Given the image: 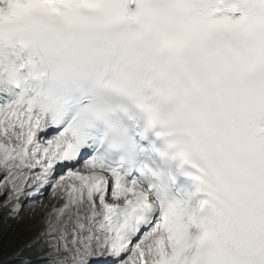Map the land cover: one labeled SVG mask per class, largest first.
Wrapping results in <instances>:
<instances>
[{"label":"bare ground","instance_id":"6f19581e","mask_svg":"<svg viewBox=\"0 0 264 264\" xmlns=\"http://www.w3.org/2000/svg\"><path fill=\"white\" fill-rule=\"evenodd\" d=\"M20 139L21 130L14 122H7L0 128V161L12 163L9 175L10 177L16 176V181L22 185L25 182V178L22 177L27 171L24 168L26 166L24 160L27 159L29 153L25 150V145L20 144ZM86 170L97 174V170L91 165H81L79 172L83 173ZM82 179L84 181L71 185L64 208L59 210L57 215L59 223L52 227V230L57 231L62 237L69 238L70 252L80 251L85 247L88 250L101 251L104 238L98 209L105 192L104 184L101 178L96 176H86ZM131 187L130 184L122 183L120 192L125 199L129 196ZM73 216L78 218L79 223L70 221ZM149 245L152 246L151 243Z\"/></svg>","mask_w":264,"mask_h":264},{"label":"rangeland","instance_id":"374dc122","mask_svg":"<svg viewBox=\"0 0 264 264\" xmlns=\"http://www.w3.org/2000/svg\"><path fill=\"white\" fill-rule=\"evenodd\" d=\"M3 171L5 173L4 177H1L3 175L0 172V180L2 179L0 182V216L7 210L8 206H10V202L18 198L15 190H7L8 188L6 187L5 183L8 176L7 172L5 170ZM9 179L14 180V184H19V182L16 181V176L10 177L9 175ZM70 188L69 184L67 183H61L60 185L55 184L53 189L50 188L47 190V196H45L41 201H38V199H30L28 200L29 202H27L26 200H24V198L28 194L24 195L23 193V197H20L21 199H18L17 205H13V207L9 208L13 210L10 211V215L8 216L10 218H13L16 215V206H18L17 208H22L19 215L24 218V220L28 224V233L33 234L34 237H37L33 242L36 243L40 248V253H44L45 255L42 258L41 263L63 264V260H69L70 262L65 264H77L79 258L84 255V251L82 250L76 252L74 251L71 253L68 246L69 241L67 242L65 239H61L59 235L54 236L57 231L55 232L52 230V227L59 223V218L56 217V214L63 208L66 202L65 198L67 195V191ZM72 218L74 221H78L77 217L73 216ZM72 218L70 219L71 222ZM77 221L76 223H79V221ZM49 227L51 232L48 230ZM59 244H61V248L57 247Z\"/></svg>","mask_w":264,"mask_h":264},{"label":"trees","instance_id":"16d2710c","mask_svg":"<svg viewBox=\"0 0 264 264\" xmlns=\"http://www.w3.org/2000/svg\"><path fill=\"white\" fill-rule=\"evenodd\" d=\"M31 238L26 224L16 221L4 223V217L0 218V264H17V260L10 261L17 254L32 259L35 256L33 249L26 248Z\"/></svg>","mask_w":264,"mask_h":264}]
</instances>
